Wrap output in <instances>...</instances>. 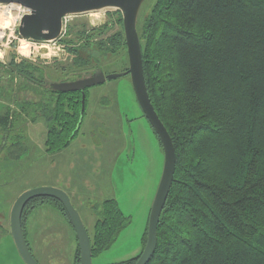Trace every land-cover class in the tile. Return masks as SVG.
Returning a JSON list of instances; mask_svg holds the SVG:
<instances>
[{"label": "trees", "instance_id": "trees-1", "mask_svg": "<svg viewBox=\"0 0 264 264\" xmlns=\"http://www.w3.org/2000/svg\"><path fill=\"white\" fill-rule=\"evenodd\" d=\"M116 14L121 29L99 42L112 54L126 50L122 15ZM138 30L149 96L177 154L148 264H264V0H153ZM94 35L82 32L84 46ZM69 51L76 63H88L79 48ZM3 65L11 76L36 83L39 68L30 61L13 57ZM40 93L37 116L46 123L47 146L60 151L79 134L83 92L50 87ZM6 110L3 130L22 115ZM36 201L58 203L67 213L58 199L35 197L23 211L24 232L26 210ZM99 214L93 258L129 224L115 199L105 200ZM147 238L148 227L138 255L105 264H136Z\"/></svg>", "mask_w": 264, "mask_h": 264}, {"label": "rangeland", "instance_id": "rangeland-1", "mask_svg": "<svg viewBox=\"0 0 264 264\" xmlns=\"http://www.w3.org/2000/svg\"><path fill=\"white\" fill-rule=\"evenodd\" d=\"M152 1L143 3L139 25ZM118 11L105 8L68 15L63 36L57 41L23 38L18 30L20 22L10 43L7 34L0 41V50L5 52L0 63H8L7 54L13 48L17 63L25 59L39 68L34 83L15 72L11 76L5 65L0 66V117L8 106L22 112L13 119L11 129L0 128V180L3 174L10 177L9 183L0 185V264H25L11 233L10 214L21 193L42 186L58 187L69 194L90 236L105 200L115 199L129 218L112 247L93 258V264L127 260L142 250L163 172L164 150L136 98L131 76L107 80L83 92L80 131L65 149H49L46 123L37 116L40 91L49 89L53 82L88 77L97 68L105 74L128 71L127 47L112 54L99 46L100 40L121 29L115 24ZM107 22L114 26L109 24V30L102 31ZM84 31L95 34L90 45L84 46ZM21 39L32 46L28 57L15 50ZM70 47L79 48L88 63H76ZM24 105L35 106L26 109ZM24 219L26 238L40 264H77V235L58 203L36 201L28 206Z\"/></svg>", "mask_w": 264, "mask_h": 264}, {"label": "water", "instance_id": "water-1", "mask_svg": "<svg viewBox=\"0 0 264 264\" xmlns=\"http://www.w3.org/2000/svg\"><path fill=\"white\" fill-rule=\"evenodd\" d=\"M13 2L31 9V15H24L19 34L34 41L59 39L64 27V18L71 14L100 11L105 8H117L122 14L125 44L129 57V69L123 73L105 74L97 68L93 74L75 81L51 83V88L61 92H84L86 89L105 83L107 80L129 74L136 98L153 129L158 134L164 150V166L157 192L151 207L148 222L146 245L136 264H148L158 245V224L171 187L174 182L177 154L172 137L159 117L149 96L146 85L142 46L138 30L139 15L145 0H0L1 4ZM14 49L10 48L7 62H11ZM53 197L61 201L77 235L81 264H93L91 236L69 194L61 188L42 186L24 191L12 206L10 214L11 233L15 245L25 264H40L34 256L23 228V211L27 203L35 197Z\"/></svg>", "mask_w": 264, "mask_h": 264}, {"label": "clouds", "instance_id": "clouds-1", "mask_svg": "<svg viewBox=\"0 0 264 264\" xmlns=\"http://www.w3.org/2000/svg\"><path fill=\"white\" fill-rule=\"evenodd\" d=\"M31 9L21 6L15 2L8 6L0 4V40H3L7 34L9 37L8 43L14 38L15 26L20 22L23 15H31ZM3 30H9L7 33ZM31 44L25 40H19L16 47V51L20 56L28 57L30 55ZM4 48L7 49V43L4 44ZM55 53H53L54 55ZM5 55L4 51H0V59Z\"/></svg>", "mask_w": 264, "mask_h": 264}, {"label": "crops", "instance_id": "crops-1", "mask_svg": "<svg viewBox=\"0 0 264 264\" xmlns=\"http://www.w3.org/2000/svg\"><path fill=\"white\" fill-rule=\"evenodd\" d=\"M2 147V146H1ZM7 157V156H6ZM16 157H18V156H16ZM5 158V157H4ZM9 159V158H8ZM7 161H11V160H6V161H4L5 163L7 162ZM10 177H8V176H6V174H3V176H2V179L0 180V185H5L6 183H9V182H6L7 181V179H9ZM11 180V179H10Z\"/></svg>", "mask_w": 264, "mask_h": 264}, {"label": "built area", "instance_id": "built-area-1", "mask_svg": "<svg viewBox=\"0 0 264 264\" xmlns=\"http://www.w3.org/2000/svg\"><path fill=\"white\" fill-rule=\"evenodd\" d=\"M1 4V3H0ZM2 5H4V6H6L7 4H2ZM20 5V4H19ZM22 6V5H21ZM24 16V15H23ZM23 18V17H22ZM66 19H67V17H65L64 18V27H65V23H66ZM22 20V19H21ZM21 20H20V22H21ZM64 27H63V31H64ZM63 36V32H62V34H61V36H60V38ZM59 38V39H60ZM55 41H57V40H55Z\"/></svg>", "mask_w": 264, "mask_h": 264}, {"label": "bare ground", "instance_id": "bare-ground-1", "mask_svg": "<svg viewBox=\"0 0 264 264\" xmlns=\"http://www.w3.org/2000/svg\"><path fill=\"white\" fill-rule=\"evenodd\" d=\"M8 5H10V4H7L6 6H8ZM100 17V16H99ZM21 40H25V39H21ZM1 41V40H0ZM25 41H27V40H25ZM50 48V47H49ZM48 48V49H49ZM31 49V48H30ZM1 51V50H0ZM52 52V51H51ZM50 54V52L48 53V55ZM46 55V54H45Z\"/></svg>", "mask_w": 264, "mask_h": 264}]
</instances>
